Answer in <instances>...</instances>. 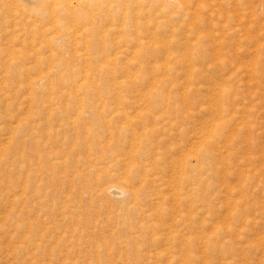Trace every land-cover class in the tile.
I'll return each mask as SVG.
<instances>
[{
	"label": "rangeland",
	"instance_id": "374dc122",
	"mask_svg": "<svg viewBox=\"0 0 264 264\" xmlns=\"http://www.w3.org/2000/svg\"><path fill=\"white\" fill-rule=\"evenodd\" d=\"M190 1L188 23L174 38L187 35L188 45L184 50L174 46L171 52L185 58L189 52L194 58L192 73L180 58L172 60L168 70L158 68L153 73L159 81L150 88L157 109L138 99L147 92L145 77L149 76V84L153 82L151 69L162 63L160 56L148 66L132 60L126 55L128 47L116 48L114 36L108 38L110 44L113 38L112 45L92 55L96 63L84 62L77 57L83 52L81 40L76 41L77 51L65 50L71 49L73 33L67 41H52L50 49L35 47L30 52L19 32L10 43L12 28L6 22L10 16L0 13V264H264V3ZM195 8L199 21L193 19ZM14 51L16 59L11 60ZM33 52L37 54L31 60L22 56ZM60 53L67 55L66 61L56 59ZM41 76L46 79L37 85ZM124 79L129 84H118ZM220 87L224 90L218 93ZM214 100L223 104L218 113ZM144 107L166 120L157 124V134L145 138L153 150L148 160L147 156L139 159L143 170H132L120 182L136 190L141 203L146 199L153 203L158 194L170 210L176 204L170 198V185L178 181L173 176L178 167L175 164L166 173L168 160L184 157L185 162L179 217L166 221L175 223L176 232L183 235L184 253L158 261L149 258L162 244L144 241L151 237L152 217L147 215L145 220L137 211H123L132 206L128 198L100 194L104 183L124 171L109 167L115 160L109 157L119 154L110 149L112 144L121 139L125 148L127 142L123 135L116 137V127L125 124L114 110L134 114ZM49 114H55L49 121L79 115L77 123L84 127L96 124L90 115L109 114L106 120L115 129V139L107 140L98 128L86 140L81 135L77 144L68 129L49 140V129L44 128ZM144 123L151 128L152 122ZM211 124L218 136L200 145V133L206 135L203 128ZM52 125L57 129V121ZM69 136L72 143L67 142ZM95 142L101 143L100 151L93 150ZM97 157L105 164L95 161ZM88 159L94 163L87 164ZM89 165L95 167L90 173ZM124 220L130 222V230L122 228ZM142 220L147 232H134ZM153 233L158 234L156 229ZM176 247L171 252H178ZM134 248L140 250L134 257L138 260L132 259Z\"/></svg>",
	"mask_w": 264,
	"mask_h": 264
},
{
	"label": "bare ground",
	"instance_id": "6f19581e",
	"mask_svg": "<svg viewBox=\"0 0 264 264\" xmlns=\"http://www.w3.org/2000/svg\"><path fill=\"white\" fill-rule=\"evenodd\" d=\"M190 2H191L190 0H0V13H8L10 16L9 17L10 19L6 21L7 23H9V27L12 28L10 32L11 33L10 36L12 40L10 41V43L13 44V41L17 39L16 37H18L16 32H19L22 35L20 37H24L25 39H27V46L29 47L28 51L30 52H32L33 49L34 51H36L35 47H38L37 49H40V50L43 48L50 49L52 47L51 46L52 41L53 43L67 41V39L68 38L70 39V36L74 34L73 35L74 40H72L73 38L71 37L72 38L70 40L71 42H69L71 45V49L67 47H64V48H67L65 49L67 51L73 50V49L77 51V43L79 40H81L80 44L82 46L81 45L80 46L83 52L78 53L77 57L79 60L84 61V62L96 63V58L93 57L92 55L96 53L100 48H104L107 45H109L110 39L108 38H111L114 36L116 37V41L114 42V44H116V48L120 46L128 47L130 49V52H127L126 55H129L130 59L132 60L135 59L138 62H143L146 66H148L151 60H153L154 62V59L157 56H160L161 58L159 59H161L162 63L160 62L161 64H158L157 68L152 67L151 69L152 71L151 78L153 82L149 84L148 83L149 76L145 77L146 85L144 87L147 88V92L145 94H142L138 99L139 102H142V103L148 102L149 107L153 109H157V105L154 102V98L152 97L153 93L150 90V88H153L154 84L159 83V81L154 78L153 73H155L156 71L158 72V68H163L164 70H168L170 62L172 60L175 61V59L177 58H180L181 60L180 62L182 63L183 66L184 64L188 65L190 67L189 73H192L191 66L193 65L190 64V61L194 59L192 55H188L189 54L188 52L185 58L181 56L186 52V51L185 52L183 51L184 53L183 54L180 53L179 55L182 57L181 58L178 56H173L175 54L171 52V49L174 46L178 47L177 49L184 50L185 47L188 45L187 35L184 37L181 36L180 38H177V39H174V38L175 36H178L179 34L182 33L180 31L181 33L177 34V31L182 29V27H184L188 23L186 22L185 24V20L191 14L189 13V10H190L189 4H192ZM263 3H264V0H263ZM196 11L197 9L194 10V12ZM194 15L193 16L196 18H193V19H195V21H199L201 17L198 18L197 12L194 13ZM201 22H203V20ZM70 27L72 30H70ZM4 32L5 34L7 33L6 30H4ZM88 39L91 40L93 47H97V50L92 49V47L89 45L90 41ZM112 40L111 42L113 43ZM65 43H66V46L68 47L70 46V45H67V42H64V44ZM112 43L110 45H112ZM24 47H25V44H24ZM86 47L88 48L87 50H86ZM15 51L11 52V54L9 55V57L11 56V60L16 59V57L14 56L16 54ZM36 54L37 52H33V53H30V54L28 53L22 56L25 57L27 60H31V56L36 55ZM67 58H68L67 55H64V53L62 54L60 53L59 55L56 56V59L60 61H66ZM39 78L40 79L39 81H37V85L41 84L42 81L46 79L43 76ZM118 84L120 85L129 84V81L127 79H124V81H120L118 82ZM133 85L134 84H131L130 86H133ZM149 85L151 87H148ZM221 90H224V89L220 87L217 89V92L220 93L222 92ZM116 95L118 99L119 94L116 93ZM213 106L216 107V110L218 109V111H216L218 113L219 108L223 106V104L219 100H216ZM114 114L118 115V117L120 116V118L122 119L121 121L124 120L123 122L125 124V127L123 128L122 126H120L121 124L119 126H117L116 124L117 127H116V130L115 129L114 130L117 131L118 129L116 137L120 139V137L123 135V137L127 140L125 144V146L127 147V150L125 149L126 147L123 148L124 144L121 139L120 141L116 140V142L117 141L119 142L112 144V146L111 144L107 145L106 143H104V146L106 147L111 146L110 149L114 147L113 149H116V151L119 152L118 155L114 153L112 156L109 157L110 158L109 161H111L112 159L113 160L115 159L114 162L109 167L111 169L115 167H123L124 171H122L123 173H121L122 176L115 175V177L112 180H109L106 183H104L105 187L100 188V194L102 196L110 195V196H113L114 198H128L131 202H127V203H131L132 206L131 207L124 206L125 208L122 209L123 211H126L127 213H131V214L137 211L144 217L143 219L145 220H146L147 215L152 217L151 219L154 220L155 223L151 228L152 230V232L150 233L151 237L146 236L144 241L145 240L149 241L152 245L162 244L161 246L162 247L166 246V248L159 249L161 248V246H158L159 248L154 250V252L150 255L149 259L152 258L154 261H158L160 258H164V257L172 258L173 254L175 253L180 254L182 256L184 253L185 239L183 235L178 234L176 232V228H175L176 225H174L175 223L173 224L171 223L172 222L171 221L170 222L171 224L169 223L167 224L166 221L171 216H174V215H177L179 217V212H180L179 207L182 205L181 198L183 195H185L184 187L182 186L185 183L184 157H182L181 160L177 159L176 161L173 159L168 160V161H171L169 162L171 164H170L169 169H166V173L167 171L172 172V169L170 168L171 167L173 168L175 164L178 167V172L177 173L175 172L176 173L175 175L173 174L175 179H178V181L174 186L170 185V187L173 188L172 190L173 194L170 195L171 196L170 198H172L173 202L175 201L176 204L174 202L173 204L175 205L171 206L172 208L170 210L169 208L163 207V198L160 197L158 194H155L156 197L153 200V203L148 201V199H146L145 202L141 203V201L137 200L138 192L130 187H129L130 189H127L126 185L120 182L121 178H123L124 180H127V176L132 173L131 172L132 170L133 171L143 170L142 169L143 167L140 164H138L140 162L139 159H141L142 156H147L148 154L151 155V151L153 150L151 149L150 151V148H149L150 140L147 141L146 139H149V137H152L155 134H157V131H158L157 129H160L156 127L157 124L162 123V121L166 120V118L163 115H160L157 117L154 116L153 112L149 113V109L145 107L142 108L140 111L134 112V114H131L129 112H124L119 109H115ZM53 116H50L49 114L44 119L45 121L44 128L47 130L49 129L47 131V136L49 140H52L53 138L56 139L58 138L60 133L64 134V132L66 133L68 130H70V132L72 133L73 139H74V141L73 140L72 141L75 142V144H77L78 139L79 137H81V135L84 138L83 140H86L88 136L92 135L93 133H96L98 128L102 130L103 135L107 138V140L108 138L110 140L115 139L113 135V132L115 131L111 127L112 126L111 122H109V120L107 121L106 116L103 114H97V115L93 114L89 116L90 119H92L93 122L96 123L94 124V125H97L95 127L94 125L92 127L91 126L84 127L82 126V122L77 123V119L79 118V115H77L75 118H67V119L66 118H60V119L54 118L52 121H57L58 123V125L56 126L57 129H53L54 126L52 125V121H49ZM144 120L152 122V124L150 125L151 128L147 127L149 125L145 124ZM51 125L53 126V128ZM78 126H81L82 128L79 129ZM208 127L210 129H207ZM212 127H214L213 124L203 128L205 131L203 130L202 131L206 133V135H201L202 132L200 133V136H199L200 139L198 138V141L201 142L200 145L203 144L205 141H206V144H209L210 143L209 137L211 136L214 137L215 135H217L214 132V130H212ZM9 131L11 133L13 131V128L12 129L9 128ZM201 136L203 137L201 138ZM66 139H67V142L69 143L71 142V140L69 141V139H71V136L66 137ZM99 139L100 138H97V141ZM101 139L103 140L104 138H101ZM89 146L90 145H88V147ZM102 148L103 147L101 146V143L99 142L94 145L93 150L97 152V150L100 151V149ZM122 148L125 149L126 151L122 150ZM143 148H147L148 151L142 152L141 149ZM171 150L172 152L176 151L175 148H172ZM116 151L114 150V152ZM102 154L103 153H100L101 156ZM155 154H156L155 156H159L160 153L159 154L155 153ZM117 156H120V157L117 158ZM99 157H97L95 161L98 160V162H100L101 164H105V162H103L102 159ZM144 159L148 160V156L147 158H144ZM154 160L156 161V159ZM154 160H151V161L153 162ZM87 162L85 163L87 164L94 163L92 161L90 162V159H88ZM83 166L85 165L83 164ZM88 168H89L88 171L90 173L92 170H94L95 167L93 165H89ZM117 170L120 171L119 169ZM166 175H169V174H166ZM160 180L161 181L163 180V176H160ZM137 181H138L137 183L139 184L143 182V180L141 179H137ZM164 184H165V181H164ZM121 201L123 200L121 199ZM139 205H143V206L141 207ZM180 216L181 217L179 218V221H181V219L183 218L182 215ZM170 219L174 220L173 218H170ZM129 223L130 222L124 220V222L122 223V228L130 230ZM147 229L148 227H147L146 221L142 220L139 222L138 227H136L133 230L134 232H138V231L147 232ZM154 229H156L158 234L153 233ZM176 246L180 248L179 251L177 252L176 250V251L171 252V248L176 247ZM139 254H140V250H138L137 248L131 249V255L133 256L132 257L133 260H138L137 258H134V257L139 256Z\"/></svg>",
	"mask_w": 264,
	"mask_h": 264
}]
</instances>
